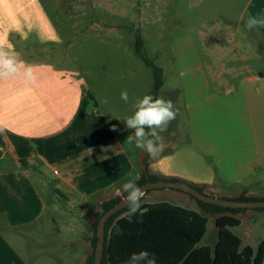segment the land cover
Masks as SVG:
<instances>
[{
	"label": "crops",
	"instance_id": "1",
	"mask_svg": "<svg viewBox=\"0 0 264 264\" xmlns=\"http://www.w3.org/2000/svg\"><path fill=\"white\" fill-rule=\"evenodd\" d=\"M245 13L264 16V0H248ZM43 15L39 0H0V40L33 70L31 80L0 77V264H27L18 238L31 232L52 238L49 228L72 220L85 222V252L79 261L88 264L98 206L121 197L127 179L140 180L144 159L148 175L203 188V194L215 198H224L223 191L237 198H264V73L230 81L228 76L222 83L192 40L178 42V92L188 141L169 150L176 142L165 141L169 130L161 133L164 150L153 158L126 141L133 130L123 120L134 111L137 88L131 76L114 74L117 81L108 91L100 87L99 74L87 83L76 72L22 59L26 44H58L56 30ZM255 30L264 41V27ZM125 89L127 103L120 98ZM41 187L60 199L59 222L49 216ZM150 193L143 194L141 205L155 204L145 202ZM226 215L240 224L253 217L247 211ZM57 247L73 248L64 242Z\"/></svg>",
	"mask_w": 264,
	"mask_h": 264
},
{
	"label": "rangeland",
	"instance_id": "2",
	"mask_svg": "<svg viewBox=\"0 0 264 264\" xmlns=\"http://www.w3.org/2000/svg\"><path fill=\"white\" fill-rule=\"evenodd\" d=\"M248 0H39L44 17L58 34V44H26L21 57L26 62H47L53 66L76 72L90 83L89 76L99 74L103 85L112 88L114 74L131 76L136 83V98H142L153 85L152 70L135 54L137 35L142 39V54L162 70V88L158 97L171 100L177 110L176 123L169 125L164 138L175 140L169 150H175L188 141V128L179 96L180 68L176 44L192 40L195 49L207 67L221 75L222 83L240 76L264 73V41L255 29L244 27L248 18L245 6ZM209 70V69H208ZM123 89L122 80H119ZM103 90L99 93L103 96ZM147 91V92H146ZM104 97V96H103ZM131 98V97H130ZM134 152H132V155ZM39 181V178H35ZM48 181L51 182L49 176ZM39 186H42L39 184ZM48 205L49 216L61 220L60 199L41 187ZM147 203H169L192 210L207 219L206 233L200 246L213 247L217 240L214 216L203 214L195 200L186 193L173 189L150 190ZM207 196L212 197L206 192ZM224 198L236 199L234 192L223 191ZM263 199V198H261ZM247 210V209H246ZM246 212V211H244ZM253 214L249 221L231 229L242 240V247L256 249L264 240V209H248ZM248 220V219H247ZM76 227L69 233L65 228ZM85 222L72 220L66 225L47 230L52 238L31 232L18 238V249L27 264H80L84 254ZM58 237V238H56ZM61 238V239H59ZM59 242L72 244L64 251Z\"/></svg>",
	"mask_w": 264,
	"mask_h": 264
},
{
	"label": "trees",
	"instance_id": "3",
	"mask_svg": "<svg viewBox=\"0 0 264 264\" xmlns=\"http://www.w3.org/2000/svg\"><path fill=\"white\" fill-rule=\"evenodd\" d=\"M142 46L143 41L137 35L135 54L153 73V87L148 94L158 97L163 85L162 70L143 56ZM143 165L142 177L136 182L138 187H142L147 182L165 180L148 175L147 159H144ZM193 188L203 193V188ZM126 196L127 193L124 192L121 197L112 198L98 206L94 215L95 230L91 239L92 252L88 264H93L96 232L100 218ZM190 197L207 214L214 216L217 240L213 247L199 245L205 236L207 226V219L199 213L163 202L143 204L140 211L129 219L125 216L128 211L126 206L105 224L101 264H129L130 255L141 250L154 254L156 264H264V240L258 244L256 249L249 246L242 247V240L231 231L240 226V220L226 214L235 215L247 211L246 209L218 207ZM229 200L264 201V198H247L242 194L236 199ZM113 224H117L120 229L119 233Z\"/></svg>",
	"mask_w": 264,
	"mask_h": 264
},
{
	"label": "clouds",
	"instance_id": "4",
	"mask_svg": "<svg viewBox=\"0 0 264 264\" xmlns=\"http://www.w3.org/2000/svg\"><path fill=\"white\" fill-rule=\"evenodd\" d=\"M244 27L249 31L264 27V16H249L244 21ZM14 75H22L26 80H31L33 78L32 67L19 60L18 54L14 51H6L5 42L0 40V77ZM120 98L125 103L129 101V93L126 89L121 91ZM133 108V113L123 120L126 127L133 130L126 141L154 158L164 150V140L161 133L168 131L170 123L176 119L177 110L171 100H166L163 97H153L150 94L137 98ZM122 191L127 193L128 211L125 216L131 219L140 211V202L144 193L137 186L135 178L127 179L122 185ZM113 227L116 228L118 233L120 232L117 224H113ZM141 262L156 264L154 254L149 253L147 250H141L130 255L129 264H141Z\"/></svg>",
	"mask_w": 264,
	"mask_h": 264
},
{
	"label": "water",
	"instance_id": "5",
	"mask_svg": "<svg viewBox=\"0 0 264 264\" xmlns=\"http://www.w3.org/2000/svg\"><path fill=\"white\" fill-rule=\"evenodd\" d=\"M143 193L154 189H173L186 193L195 199L218 207L231 208V209H264V201H235L226 200L221 198L209 197L200 193L191 186H188L179 181L163 180L158 182H147L140 187ZM127 206L126 198L122 199L118 204L113 206L100 218L96 232V247L94 252L93 264H101L103 251H104V231L106 222L117 212L121 211Z\"/></svg>",
	"mask_w": 264,
	"mask_h": 264
}]
</instances>
